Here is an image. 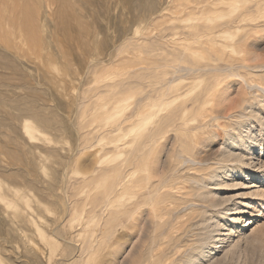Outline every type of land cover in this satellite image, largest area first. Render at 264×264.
Listing matches in <instances>:
<instances>
[{
  "label": "rangeland",
  "instance_id": "374dc122",
  "mask_svg": "<svg viewBox=\"0 0 264 264\" xmlns=\"http://www.w3.org/2000/svg\"><path fill=\"white\" fill-rule=\"evenodd\" d=\"M39 1L40 0H8V1L0 0V39H1L0 45L8 49L9 46L8 47L5 46L4 41L8 36L7 34H9L11 37H13L14 41L17 42L16 44L18 45L20 44L21 46V44L24 42L23 41L24 38L20 36L21 30H19L18 26H13L10 20L17 21V18L18 20L23 18L22 20L25 21L24 23H27L26 24L27 27L29 25L35 28V32L37 34L36 36L38 38L37 49L36 51H34L35 54H33V56L31 57V60L34 63L32 64L34 66L33 67L30 66L31 62H27L24 59H22L24 63H26L27 65L26 69H28L29 66V68L33 70V68L37 65V67L34 68L33 71H31V69L30 70L28 69L29 72L31 71L30 73L33 76L35 74V71L37 74L38 73L37 71L42 69V67L40 66L41 65L40 61L39 62L36 61L39 60L38 57L41 60L42 56L44 55L42 58L43 61L46 58H48V60L46 59L42 63L45 65V66L43 65L44 67L46 68L49 67L48 68L50 70L48 71L50 72L48 73L49 75L45 71L48 69L45 68L41 70L40 72L41 74L38 73V76H36L35 74L33 79L35 82L38 80L37 83L43 81L45 82V80L47 82V83L46 82L42 83L43 85L45 84L44 86L42 84H41L42 86H40V84H36L34 82L36 89H40L39 91L43 96L41 97V99H38V101L36 102H37V106L39 104L41 105L44 102L46 103L45 105L50 108V109L47 108L44 105V103L41 106L40 105L38 106V108L41 107L39 108L41 111L43 110L44 118L50 121L51 123L50 128L51 125L53 124L52 125L53 131H52V129H50L49 127L47 126L44 127L43 125H41L32 115L29 114L27 115V113L22 115V117L24 116L23 118L20 117L21 114H19V116L16 117L17 120L19 121V126L25 120H27L25 122L33 121L36 123L34 125L37 127L35 132L37 135V139L33 142L32 145L34 146V155L38 156V161L41 160L39 161L40 167L43 166L44 168H42L38 172L39 175L37 173L35 178L28 179V177H26L22 173V171L17 170L18 169L17 166L11 168V165L8 162H5L4 165L0 164V169H1L0 199L1 197H3V199H1L2 202H0V210H2L1 212L5 217L4 221L0 220V264H126V262L127 264H151L152 261L154 260L152 254L153 253L157 254L156 251L158 249L161 250V247L163 248V246H164V250L165 251L168 250V251L164 252L162 256H159L161 261L159 260L158 261L159 263L157 264H162V263L165 264L170 259H171L170 260L171 264L172 263L184 264L182 253L178 252L177 249L179 250L186 248V246H182L183 244L191 245L196 243V241H192V239L194 240V238L191 235L189 236L186 235L188 230L187 224L189 223L188 222L189 219H187L188 217L186 215V212L181 211L179 213L174 214V216L177 217L179 216L181 220L174 216L169 218L167 217L168 219L166 218L167 219L166 221H169V225L165 227V230H160L161 232H158L159 229H156L153 226V224H151L149 216H147V214H145L144 212V210H146L145 207L140 206L139 210H137V208L136 209L128 208L126 209V211L124 210V212L128 214L126 213L125 215L122 214L121 217L118 207L116 206L117 196L115 193L116 189L114 187L115 183H110L111 185L108 183L110 180H112L110 182L113 181L115 182V177H116V173L113 168V165H115V158L117 153L116 146H114L116 144L115 143L116 141L113 142L114 139L117 137V134L115 135L116 137L114 136V134L117 133L114 130V128H116V123H114V120H109L106 123L107 121L106 117L110 113H112L114 108L119 104L118 100H121L122 98H127L128 101L131 99V97L133 98L131 99L132 102L131 100L128 102L129 107L127 111L122 115V117H124L123 119H125V117L127 118L129 115L131 116L132 112L134 113V111H136V108H140L142 104H144L143 105L144 107L142 106L143 107L142 110L144 111H141V113L143 114L146 113L145 112V110H147L146 105L156 100L158 94L157 90L161 86L160 81L163 80V78L160 76L161 75L160 73H162L164 70L161 69L163 62L165 61L163 58L164 57L163 54L173 48H176L177 46L176 44H173V41L171 42V38L170 39L168 38L171 35V32L173 33L178 32V36L174 37L175 39L177 38L176 40H178L184 38L185 35L191 36V33L194 32L195 25L197 22H201V23L210 22L211 26H218L221 23H223L227 18L229 19L230 14L228 10L231 7H235L241 4L242 2L243 3L245 2L246 6L244 8L246 11L238 12L236 15H232V16H234L233 20H235V18L237 17L238 22L241 24V26L246 27L245 32H243L242 30L238 31L236 28L237 25L236 23L233 26H231V28L228 29L229 32L228 34L237 35L238 33L239 34L244 33L242 35H247L244 38L245 41V43L243 42L244 45H241L239 49L241 53L238 56L236 55L235 59H240V60L245 59L247 63L250 65H255L257 63L256 61L251 60L255 56H260L262 58L261 60L264 61V0H221L222 2L218 4L220 6L218 10L213 8L214 10L210 9V11L206 10L205 12H201V13L200 10L197 9L196 3L202 0H198V1L174 0L173 3H170L171 5L169 4V9H168L169 11L168 10L164 11V13H162L163 15L158 14L155 16H148L147 19L143 18L141 20L127 19V15L126 13L124 14L123 10L119 11L120 14L118 12V14L121 15V19H120V17L117 14V6L115 3V1L117 2V0H111L112 3L111 1L108 2V0H85V1L41 0L40 2L43 1L42 3H39ZM157 1L158 3H160V5L158 4L159 6L158 8L161 9L162 5H164V2L166 0L165 1L157 0ZM104 2L106 4H104ZM107 2L111 7L108 5ZM83 3L85 6L83 5ZM167 4H165L164 7ZM46 5L48 11L46 10ZM26 8L27 10L24 11V9ZM112 9H114V11H112ZM26 11L27 14H25ZM45 11L47 14L45 13ZM108 11L111 13V15H113V18L111 17ZM21 12L22 14L25 12L24 15H21L20 14ZM112 12H114V14ZM45 14L49 16L46 17ZM115 14H117L118 16L116 20L115 17L117 16ZM17 15H20V17L19 16L17 17ZM27 15H29V18L27 17ZM24 17H27L25 18L26 20L24 19ZM121 20L124 22H122ZM5 21L7 24L3 26L2 23ZM185 21L190 22V24L186 23ZM114 22L115 23L118 22L116 26L114 25L115 24ZM64 24H67L69 27L65 29L63 26ZM110 24L113 25L110 26ZM118 24L120 25V27ZM200 25L201 24H198V26ZM123 29H125V31ZM123 32H125V34ZM188 32H190V34ZM121 34L125 37L123 38ZM89 35L90 38L88 37ZM91 36L94 37L92 38ZM39 37H41V39ZM126 37L127 39H125ZM134 37L137 38L135 39ZM82 38L84 44L82 43ZM93 39L95 40L93 41ZM132 39L134 40L132 41ZM96 40L98 43H96ZM117 40L119 42H117ZM125 40H127V42ZM104 42H106V44ZM22 45L24 46V44ZM114 46L117 49H115ZM94 48H96L97 51ZM250 48H252L255 51V53L253 50L250 51ZM106 49L108 52L106 51ZM110 49L111 50L113 49L115 51L112 50L110 54ZM166 54L167 53H165V55ZM107 56H109L110 58L108 59ZM152 56L153 57L155 56L154 58H158L157 61ZM91 57L95 61L92 60ZM162 58L163 60H160ZM146 61L150 63L151 62L156 63L153 66L158 68H156L152 72L151 70H149L150 72L146 70L147 71L146 72L145 70L142 71L140 68L135 67L136 63L143 62L145 64ZM46 62H51V63L48 64ZM220 64H225V62L222 61L220 62ZM88 66H91L94 69L91 70L92 68ZM86 67H88L89 70ZM131 68L133 70H131ZM84 70L86 71V73L84 72ZM42 71H44V73ZM88 71H90V73ZM239 72H241V74H244L246 70H239ZM87 73L88 75H86ZM138 73L141 75H139ZM147 73H149V75H146ZM152 74L154 75L155 78L159 77L160 80H158L159 78L155 79L154 77H152L153 76ZM130 75L132 77H130ZM45 76H47L48 78L49 77L52 78L50 79L51 80L50 83H49L50 80ZM127 76L128 78L130 77L132 79H128ZM135 76L137 78L136 79L134 78L133 80V77ZM139 76L141 77V79L138 78ZM38 77H40V80L42 79V81H40ZM81 78L83 79L81 80ZM56 79L60 80V82L57 80L59 83H61V81L63 80L62 82L63 83L65 82L64 85L63 83L60 85L59 83L56 84L57 83ZM76 79L81 81L82 83H80ZM124 80L126 81V83L124 82ZM54 81L56 86L52 85L54 84L53 83ZM136 81H139V83ZM236 81L237 79L233 77L230 78L228 81L230 85L235 86V89H232L231 91L233 97L232 100L230 102H227V104H223L219 106L218 108L223 109L225 106L228 107L229 105L230 106L233 105L232 107L235 111L234 107H236V105L234 101L239 98L237 96L240 94L239 92L241 91L237 89L239 85ZM142 82L146 86H144ZM10 83H14L13 85L17 87L21 85L19 79H11ZM74 83H77L78 85L77 84L75 85ZM46 84L47 86L51 85L53 89H56L57 86H60L57 88L62 87L61 88L62 90L59 89L57 94L56 93L53 94V92H56L57 89L56 90L52 89L53 91L51 93L52 87L49 86L50 89H48ZM127 84L130 85L127 86ZM38 85L40 86V88ZM131 85L133 86L130 87ZM17 87L14 88V90L20 92L16 93V91H13L10 94L12 97L9 96L10 100L16 99L15 96L16 97L18 96L17 99L21 97V95L24 96L23 93L26 94L27 91L26 89H24V87H20V89ZM41 87H43L44 89L42 90ZM72 88L73 90H71ZM45 89L47 90L45 91ZM74 89L75 90L77 89L76 91L78 93ZM59 91L61 92V94L64 93L62 95H64V97L66 96V99L63 98L62 95L61 96L58 95L60 94ZM49 96L50 98H48ZM53 96L59 99L56 98L57 99L56 100L53 98ZM117 96L119 97L117 98ZM246 97L248 98L249 104H252L254 102V99L252 98L251 94L246 95ZM52 98L56 102L53 100V103H51ZM39 100H41L42 103L39 102ZM114 101H116V103ZM107 103L110 104L111 108L110 106H108L109 104L105 105ZM54 105L57 107L56 109L59 108V110L56 111V109H54L55 107ZM105 106L109 108H105ZM13 108L10 107V111L12 110L11 111L12 113L11 112L10 113L13 114V116H17L16 113H14L17 111V109L15 108L13 109ZM107 109L111 112L108 113ZM50 110H52L53 112L52 111L50 112ZM55 111L58 116L54 113ZM58 111L59 112L61 111L62 115H60L61 113L59 114ZM234 111L229 110L227 113L230 114L233 113ZM73 112H75L76 115H73ZM18 113L20 112L18 111ZM194 115L195 112L193 113V115H191V117H194ZM71 116L72 117L74 116L77 121L73 119L74 117L71 118ZM55 118H57L56 120L58 122L54 120ZM69 120L71 122L74 121L76 124L74 122L71 123ZM14 121H12V125L14 123L13 127H19L17 126L18 123H15L16 121L15 122ZM232 121L233 119L231 120L223 119L221 120V123L222 125H225L224 127L226 129V127L228 128L229 126L232 125ZM60 122L61 125H59ZM102 125L103 128H101ZM67 126H71L68 127L71 128V130L70 129L67 130L66 129ZM78 128H79V132L77 131ZM94 129L95 131H97L96 132L97 134L93 133L95 132ZM223 129L224 128L211 129V132L216 133L218 131L223 133L224 132ZM90 132H92L93 135H91L92 133ZM126 133L127 132H125V134ZM170 133L174 135V133L172 132ZM120 134L124 135V133H120ZM255 135L259 137V139H261L262 141L261 147L264 150V134L259 136L257 132H253L254 137ZM100 136L102 137V139ZM119 136L120 135L118 134V138ZM115 140H117V138ZM24 145L26 146L27 144H23V147H25ZM101 147L103 150L101 149ZM261 147H259L260 149L258 148L256 154L258 155L260 154V152L262 151ZM25 148L28 149V146ZM158 153H157L158 162L162 161V159L167 158L166 156H164V152H160L159 154ZM39 156L41 158H39ZM175 158L176 157L174 158L172 157L173 160ZM99 159L102 161L100 162ZM113 160L114 162H112ZM102 162L103 164H101ZM111 165L112 168H110ZM57 172L58 173L60 172L59 176L60 174H62L61 172H63L65 174V177L59 178V181H55L54 180L56 179L55 176L58 175ZM113 172H114V176H113ZM259 172L260 173L262 172V174H264V169L260 170ZM39 179L42 180V182ZM52 181L57 183L54 185V189L56 190L53 189L52 191H50L49 189H47L46 186ZM62 181H64V183ZM232 181L234 182V184L236 183L235 181H237L238 183L243 182L242 184L245 185L227 190L223 193V196L226 197L230 196L233 198V201L231 202L232 204L230 203L231 207H233L236 204L238 206H242V203H246L247 206L243 208V213H241L240 215V217L243 220L242 223H240V225L235 226V223L232 220L233 218L220 220L221 225L223 224L225 227L224 226L221 227L220 231L217 232L216 234H218L219 237L217 239L221 241L218 244V246L222 248H218L217 251H214V253L217 252L216 255L221 256L222 255L221 251L224 248L228 249V251L229 250L232 251L233 253L229 254L228 256V264H238V263L263 264L264 262L262 261H264V202L262 205L258 201H264V199L252 197L251 195L250 196H244V195L247 193V191H252L257 189L264 193V185L261 183L260 179L257 180L250 179L247 181H243V179L238 177L233 179ZM58 182L60 183V186L58 185L59 184ZM252 182L255 186L251 185ZM250 186H253L251 187V190H250ZM55 192L57 193V195ZM5 198L9 203L4 201L6 200ZM3 202H6L7 205H4ZM249 203L250 205H248ZM107 204H108V208H107ZM113 204L115 205L112 206ZM133 210L138 211L136 212V216H135L136 226H133L132 218L130 217ZM22 214L23 217L25 216V218L22 217ZM129 217L131 219H129ZM182 224L184 225V227L186 226L187 230L186 228L183 227ZM174 228L177 232L174 230ZM181 229L184 230V232ZM230 229L234 232H232ZM178 230L180 231L178 232ZM148 234L151 236H149ZM238 235H240V238ZM155 236L157 238H155ZM244 237L246 238L244 239ZM247 238H251L250 239L251 241L250 240L248 241ZM146 240H148V243ZM168 243H171L172 245L171 244L168 245ZM180 243H182V245ZM153 244L155 245L159 244V245H157L158 246L157 247ZM160 244L162 245L164 244V245L160 246ZM231 244L232 245L237 244V245L234 248L230 249ZM176 245L181 247H176ZM141 246L144 247H142L141 249ZM172 246L174 247L172 248ZM147 251L149 252L147 253ZM147 254L151 256L147 257ZM167 255H169V257ZM163 259L164 262L166 261L165 263L163 262ZM166 264H170V263L167 262Z\"/></svg>",
  "mask_w": 264,
  "mask_h": 264
},
{
  "label": "bare ground",
  "instance_id": "6f19581e",
  "mask_svg": "<svg viewBox=\"0 0 264 264\" xmlns=\"http://www.w3.org/2000/svg\"><path fill=\"white\" fill-rule=\"evenodd\" d=\"M40 1H39V3L43 2V1L42 2H40ZM80 1H85V0H80ZM109 1H111V0H108V2ZM173 2H174V0H166L164 2V5L167 3L168 4L165 7H164V5H162L161 9H159L158 4L160 5V3H158L157 0H117V2L115 1L116 6H117V14L119 11L123 10L124 14L126 13V15H127V19H138V20H141L143 18L147 19L148 16H155V15H158V14L160 15V14L164 13V11H167L169 9V4L173 3ZM193 2H195V1H193ZM221 2H222L221 0H202L200 2L198 1L196 3V6H197V9L200 10V13H201V12H205L206 10L210 11V9H213V8L218 10L220 7L218 4H220ZM84 3H83V5H84ZM111 3H112V1H111ZM104 4H106V3L104 2ZM108 5H109V3H108ZM113 6H114V4H113ZM198 6H199V8H198ZM245 6H246L245 2L244 3L242 2L241 4H239L235 7H231L228 10V12L230 14L229 19L227 18L223 23H221L218 26H211L210 22H205V23L197 22L196 25L194 24L195 29H194V32L191 31V32H193V33H191V36L185 35L184 38L176 40L177 38L175 39L174 37L178 36V32L177 33L171 32V35L169 37L167 35V37L169 39L171 38V42L173 41V44H176L177 46H176V48H173V49L169 50L168 52H165V53H167L166 55L164 52H163L164 54L162 53L164 55L163 58L165 61L162 64L161 69H164V70L162 73H160L161 74L160 76L163 78V80L161 79L162 81H160L161 86L157 90L158 94H157L156 100L147 104V105L145 104L147 107V110H145L146 113H144V114L141 113V111H144V110H142V108L144 107L143 106L144 104L141 103L143 107L141 106L140 108H136V111H134V113L132 112L131 116L129 115L127 118L125 117V119H123L124 117H122V115L127 111L128 107H129L128 102L133 98L131 97V99L129 101L127 98H122V99L119 98V99H121V100L117 99L119 104L114 108L112 113H110L106 117L107 121L105 120L106 123L109 120H114V123H116V128H114V130L117 133H115L114 136L117 134V137L115 136L117 138V140H115L116 138L115 139L113 138L114 141L112 140L113 142L116 141L115 142L116 144L114 146H116V149H117L116 158H115V165H113V168H114L115 173H116V177H115V182L114 181L110 182V181H112V180H110L108 183L109 184L115 183L114 187L116 190L115 189L114 190H115V193L117 196L116 206L118 207V210H119L121 217H122V214L125 215L126 212H124V210L126 211V209H128V208H130V209L131 208H134V209L137 208V210H139L140 206L145 207L146 210H144V212H145V214H147V216H149L151 224H153V226L156 229H159L158 232H161L160 230H165V227L169 225V221H166L169 217H173L174 214L179 213L181 211L186 212V215L188 217L187 219H189L188 220L189 223L187 224L188 230H187L186 226L184 227V225L183 224L182 225L187 230L186 235H188V236L191 235L194 238V240L192 239V241H196V243L191 244V245L190 244H183L182 245V243H180L182 246H186V248L179 249V250L177 249L178 252L182 253V258L184 259L183 260L184 264H228V256H229V254L233 253L232 251H230V250L228 251V249L224 248L221 251L222 252L221 256L216 255L217 252L214 253V251H217L218 248H222V247L218 246V244L221 241H219L217 239L219 237H218V234H216L217 232L220 231V228L224 226L223 224L221 225L220 220H222V219L226 220L229 218H231V219L233 218L232 220L235 223V226L240 225V223H242V221H243L242 218L240 217V215H241V213H243V208L246 207L247 204L242 203V206H238L236 204V205H234L235 207L234 206L231 207L230 203L233 201V198L230 196L229 197L223 196V193L227 190L234 189L236 187L245 185V184H242L243 182L238 183L237 181H235L236 183L234 184V182L232 180L235 178H238V177L243 179V181H247L250 179L251 180L260 179L261 183L264 185V174H262V172L261 173L259 172L260 170L264 169V159H263L264 150L261 147L262 141L256 135H255L256 138L253 136V132H257L259 136L264 134V61L261 60L262 58L260 56H255L251 60L256 61L257 63L255 65H250L247 63V61L245 59H242V60L235 59V56L236 55L238 56L241 53V51L239 49H240L241 45H244L243 44V42L245 43L244 38L247 35H242L244 33H242V34L238 33L237 35L228 34L229 33L228 29L231 28V26H233L235 23L237 24L236 28L238 31L242 30L243 32H245L246 27L241 26V24L238 22L237 17L235 18V20H233L234 16H232V15H236L238 12L246 11L244 8ZM21 8H24V7H21ZM44 8H45V6H44ZM30 9H31V7H30ZM47 9L48 8L46 5V10ZM114 9H112V11H114ZM25 10H27V8L24 9V11ZM15 12H17V11H15ZM24 13L22 14V12H21L20 14L24 15ZM45 13H46V11H45ZM112 13L114 14V12H112ZM25 14H27V11ZM117 14H115V15L117 16ZM119 14H120V12H119ZM119 14H118V16L121 19V15H119ZM110 15H111V13H110ZM18 16L20 17V15H17V17ZM48 16L46 15V17H48ZM118 16L115 17V20H116V18H118ZM27 17L29 18V15H27ZM27 17H24V19ZM111 17L113 18V15H111ZM108 18H109V15H108ZM162 18H163V16H162ZM22 19H20V20L23 23L20 20H18V18H17V21H11L10 20V22L12 23L13 26H18L19 30H21L20 36L24 38V39L22 38L24 41L22 44H24V46L22 44H21V46H20V44L19 45L16 44L17 42L14 41L13 37H11L9 34H7L8 36H7L6 40L4 39L5 40L4 41L5 46H7V47L9 46L8 49L6 47H3L0 45V70H1L0 71V164L4 165L5 162H8V163H10L11 168L14 166H17L18 171H22V173L26 177H28V179H31V178H35L37 173L42 168H44L43 166L40 167L39 161H41V160L38 161V156L34 155V146L32 145L33 142L37 139V135L35 133L37 127L34 125L36 123L33 121H30V120H29L30 122H25L27 120L23 121V123H21L19 126V121L17 120L16 117H18L19 114H21L20 117H22L23 114L27 113V115L29 114V115H32L33 117H35L36 120L41 125H43L44 127L47 126L50 128L51 123L49 120H46L44 118L43 110L41 111L39 109L41 107L38 108V106L40 104L37 106V102H36V101H38V99H41V97H43L39 91L40 89H36V87L34 85L35 81L33 78H34V75L36 74V71H35V74L33 76L30 73L31 71L34 70V68L37 67V65L35 64L36 66L33 68V70L31 68H29V66H28V69L29 70L31 69V71L29 72V70L26 69V67H27L26 63H24V61L22 60V59H24L27 62H31L30 66L33 67L34 63L31 60V57L33 56V54H35L34 51H36L37 46H38V38L36 36L37 34L35 32V28L31 27L29 25L27 27V25H26L27 23H24L25 21H23ZM46 19H48V18H46ZM29 21H30V19H29ZM108 21H110V20H108ZM189 21H190V19H189ZM122 22H124V21H122ZM117 23H115L114 25L116 26ZM186 23L190 24V22H186ZM186 23H184V24H186ZM6 24H7L6 21L2 23L3 26ZM124 24H126V23H124ZM198 24H201V25L198 26ZM31 25H32V23H31ZM112 25L110 24V26H112ZM63 26L65 29H67L69 27L67 24H64ZM123 26H125V25H123ZM119 27H120V25H119ZM186 28H188V27H186ZM130 29H132V28H130ZM111 30H112V28H111ZM123 30L125 31V29H123ZM87 31H88V29H87ZM45 33H47V32H45ZM113 33H114V31H113ZM117 33H119V32H117ZM123 33L125 34V32H123ZM188 33L190 34V32H188ZM90 35L88 36L89 38H90ZM118 35H120V34H118ZM179 35H180V33H179ZM133 36H134V34H133ZM249 36H250V34H249ZM91 37L93 38L94 36H91ZM116 37H117V35H116ZM124 37L125 36H123V38ZM9 38H11V39H9ZM15 38H17V37H15ZM39 38L41 39V37H39ZM250 38H251V36H250ZM250 38H248V39H250ZM121 39H122V37H121ZM125 39H127V37ZM94 40L95 39H93V41ZM133 40L134 39H132V41ZM93 41H92V43H93ZM125 41L127 42V40H125ZM117 42H119V41L117 40ZM120 42H121V40H120ZM82 43H83V38H82ZM96 43H98L97 40H96ZM104 43L106 44V42H104ZM246 43H247V40H246ZM116 45H118V44H116ZM252 46H253V44H252ZM23 47H25V48H23ZM250 47H251V45H250ZM110 48H111V45H110ZM248 48H249V45H248ZM94 49H96V48H94ZM115 49H117V48L115 47ZM112 50L110 49V54H111ZM251 50H253V49L250 48V51ZM96 51H97V49H96ZM106 51H107V49H106ZM113 51H115V50H113ZM243 53H245V52H243ZM254 53H255V51H254ZM90 54H91V52H90ZM49 55H50V53H49ZM43 56H42V58H43ZM49 57H51V56H49ZM86 57H87V55H86ZM105 57H106V55H105ZM107 57H108V59L110 58L109 56H107ZM161 57H162V55H161ZM42 58L40 60V58L38 57L39 60H36V61L37 62L40 61V63H41L40 66L42 67V69H45L46 67H44L45 65L42 62H44L46 59L48 60V58H46L44 61ZM163 58L160 60H163ZM240 58H241V56H240ZM88 59H89V57H88ZM91 59L94 60L92 57H91ZM108 59H106V60H108ZM154 59H156V61H157L158 58H154ZM222 61H224L225 64H220V62H222ZM102 62H103V60H102ZM46 63L49 64L51 62H46ZM154 64H156V63H153V62L150 63V62L146 61V63L144 64L143 62H138V63H136L135 67L140 68L142 71L148 70V72H150L149 70H151V72H152L153 70L158 68V67L153 66ZM86 66H87V63H86ZM51 67H50V69H51ZM88 67H91V66H88ZM88 67H86V68L88 69ZM48 68H46V69H48ZM87 69H85V70H87ZM93 69L94 68H92L91 70H93ZM36 70H38V69H36ZM41 70H38L37 72L40 73ZM85 70H84V72L86 73ZM131 70H133V69L131 68ZM239 70H246V72L244 74H241V72H239ZM45 71L47 74L50 73V72H48V71H50L49 69L45 70ZM90 71H88V72L90 73ZM42 72L44 73V71H42ZM126 72H127V70H126ZM38 73L36 74V76H38ZM134 74H135V71H134ZM138 74H136V75H138ZM144 74H143V76H144ZM155 74H156V72H155ZM42 75H40V76H42ZM86 75H88V73ZM139 75H141V74H139ZM146 75H149V73H147ZM128 76H127V78H128ZM143 76H142V78H143ZM43 77H41V78H43ZM45 77L48 78L47 76H45ZM50 77H51V75H50ZM50 77L48 78L49 80L52 79ZM130 77H132V76L130 75ZM130 77L128 79H132ZM152 77H154V75ZM232 77L237 79L236 82L239 85L237 89L239 91L241 90L239 92L240 94L237 96L239 98L234 101L235 105H236V107H234L235 111L232 107L233 105H231V106L229 105L228 107L225 106L223 109H220V108H218L219 106H221L223 104H227V102H230L233 98L231 91H232V89H235V86L230 85V83L228 82L229 79ZM38 78L40 80V77H38ZM134 78L136 79L137 77L136 76L133 77V80H134ZM138 78L141 79L140 76ZM157 78H159V77H156L155 79H157ZM11 79H19L21 82V85H19V87L13 85L14 83H10ZM35 79H37V78H35ZM58 79H56V81ZM82 79L83 78H81V80ZM158 80H160V78ZM37 81L35 82L36 84H40V86L43 85L42 83L44 81L40 82V83H37ZM40 81H42V79ZM58 81L60 82V80H58ZM58 81L56 84L59 83ZM62 81H61V83H59V85L63 83ZM77 81H79V80H77ZM77 81H74V82H77ZM45 82H46V80H45ZM50 82H51V80L49 81V83ZM79 82L82 83L81 81H79ZM124 82L126 83L125 80H124ZM136 82L139 83V81H136ZM53 83L54 84H52V85L56 86L55 81ZM64 83H63V85H64ZM144 83H146V82H144ZM154 83H156V82H154ZM74 84L76 85L77 83H74ZM142 84H143V82H142ZM128 85H130V84H127V86ZM135 85H136V83H135ZM40 86H39V88H40ZM46 86H47V84H46ZM49 86H51V85L47 86L48 89H50ZM123 86H125V85H123ZM132 86L133 85H131L130 87H132ZM144 86H146V85H144ZM16 87L19 89H20V87H24V89H26L27 92H26V94L23 93L24 96L21 95V97H19L18 99H17L18 96L16 97L15 96L16 94L14 93L15 95H13V96H15V98L17 100L13 99V98H11L13 100H10L9 96H11L10 94L13 91H16V93L20 92V91L14 90V88H16ZM57 87H60V86H57ZM57 87H56L57 91L53 92V94L54 93L57 94L59 89L62 90L61 89L62 87L61 88H57ZM150 87H152V86H150ZM41 88H42V90L44 89L43 87H41ZM70 88H71V85H70ZM52 89H53V87L51 88V93L53 90H56V89H53V90ZM142 89H143V87H142ZM150 89H152V88H150ZM46 90L47 89H45V91ZM71 90H73V88ZM129 90H131V89H129ZM45 91H44V93H45ZM59 93L60 94H58V95H60V96L62 94H64V93L61 94L60 91H59ZM48 94H49V92H48ZM248 94H251L252 98L254 99V102L252 104H249V102H248V98L246 97V95H248ZM77 95H79V94H77ZM62 97L66 99V96L64 97V95H62ZM118 97L119 96H117V98ZM120 97H123V96H120ZM48 98H50V96ZM53 98L56 99L57 97L53 96ZM53 98H52L51 103H53V100H54ZM57 99H59V98H57ZM77 100H79V99H77ZM39 102L42 103L41 100H39ZM114 102L116 103V101H114ZM131 102H132V100H131ZM133 102H135V101H133ZM110 103H112V102H110ZM45 104L46 103H44V105ZM108 104L109 103H107L105 105H108ZM108 106H110V104ZM10 107L11 108L14 107L15 109H17V111L15 110L16 112L13 111L14 113H16L17 116H13V114H11L12 110L10 111ZM46 107L49 108L48 106H46ZM56 108L57 107L55 106L54 109H56ZM105 108H109V107L105 106ZM110 108H111V106H110ZM44 110H46V109H44ZM57 110H59V108L56 109V111ZM229 110H233L234 112L229 114V113H227ZM18 111L20 113H18ZM51 111L52 110H50V112ZM56 111L54 112L55 114H56ZM107 112L109 113L111 111H109L107 109ZM192 112L193 113L195 112L194 117H191V115H193ZM60 113H61V111L59 112V114ZM74 113L75 112H73V115H76V113L75 114ZM60 115H62V113ZM54 116H53V118H54ZM73 117L71 116V118H73ZM56 119L57 118H55L54 120H56ZM73 119H75V117ZM223 119H229V120L233 119L232 125L229 126L228 128L226 127V129H225V127H224L225 125H222V123H221V120H223ZM12 121H14L15 123H18L17 126H19V127H13L14 123L12 125ZM75 121H77V120L75 119ZM66 122H68V121H66ZM73 122H71V123H73ZM52 125H51L50 129L53 128ZM59 125H61V122ZM103 125L101 128H103ZM15 126H16V124H15ZM68 127H71V126L66 127L67 130H69V129L71 130V128H68ZM221 128H224L223 133L218 132V131L216 133L211 132V129H221ZM95 129H94V131H95ZM59 130H60V128H59ZM52 131H53V129H52ZM77 131L79 132V128ZM61 132H62V130H61ZM65 132H67V131H65ZM92 132H90V133H92ZM96 132L97 131H95L93 133H96ZM125 132H127V133L125 134ZM170 132L174 133V135H172ZM93 133L91 135H93ZM120 133H124V135L120 134ZM118 134L120 135L119 138H118ZM101 139H102V137H101ZM99 141H101V140H99ZM168 141H169V143H168ZM84 143H85V141H84ZM97 143H100V142H97ZM23 144H27L26 146L25 145L24 146L25 147L28 146V149L23 147ZM259 147H261L262 151L258 155L256 153H257ZM101 149H102V147H101ZM158 151H159V153L164 152V156H166L167 158L162 159V161L158 162L157 161ZM98 152H99V150H98ZM172 157L173 158L176 157V158L173 160ZM39 158H41V157L39 156ZM101 161L102 160H100V162ZM103 162L101 164H103ZM112 162H114V160ZM98 163H99V161H98ZM105 164H106V162H105ZM110 168H112V165ZM255 170H257V171H255ZM7 172H9V171H7ZM59 173L57 172L58 175L55 176V178H56V179H54L55 181H59V178L65 177V174L63 172H61L62 174H60V176H59ZM255 173H257V174H255ZM38 175H39V173H38ZM113 176H114V172H113ZM63 179H65V178H63ZM40 181L42 182V180H40ZM53 181L51 183L47 184V186H46L47 189H49L50 191H52L54 189V185L57 184L56 182H53ZM62 182L64 183V181H62ZM36 184H37V182H36ZM58 185L60 186V183ZM251 185H254L253 182L251 183ZM246 186H248V185H246ZM251 187H253V186H250V190H251ZM54 190H56V189H54ZM257 190L247 191V193L244 196H250L251 195L252 197L264 199V198H262V197H264V193L260 190H258V191ZM24 195H25V193H24ZM53 195H55V194H53ZM56 195H57V193H56ZM242 196H243V194H242ZM1 199H3V197H1ZM1 199H0V202H2ZM21 199H22V197H21ZM4 201L7 202V199ZM6 202H3L4 205H7V203H9V202H7V203ZM258 202L263 205L264 201H258ZM107 203H108V201H107ZM114 205L115 204H113L112 206H114ZM248 205H250V203ZM110 206H111V204H110ZM18 207H19V205H18ZM107 208H108V204H107ZM137 210H135V211L133 210V212L130 215V217L132 218L133 226H136L135 216H136V212H138ZM1 211L2 210H0V220L4 221L5 217ZM126 214H128V213H126ZM22 217H23V214H22ZM130 217H129V219H131ZM174 217H177V216H174ZM23 218H25V216ZM177 218H179V216ZM143 219H144V217H143ZM177 222H178V219H177ZM178 225H179V223H178ZM179 228H180V226H179ZM32 230H33V228H32ZM174 230H175V228H174ZM179 231L180 230H178V232ZM182 231L184 232V230H182ZM153 232H152V234H153ZM232 232H234V231H232ZM166 233H167V231H166ZM149 236H151V235H149ZM238 236L240 238V235H238ZM229 237H231V236H229ZM155 238H157V237L155 236ZM245 238L246 237H244V239ZM250 239L251 238H247L248 241ZM146 241L148 243V240H146ZM152 241H154V240H152ZM181 241H182V239H181ZM176 242H178V241H176ZM174 243H173V245H174ZM188 243H189V241H188ZM235 243H237V242H235ZM149 244H150V242H149ZM170 244L171 243H168V245H170ZM153 245H155V244H153ZM157 245H159V244H157ZM157 245H155V246H157ZM161 245L162 244H160V246ZM168 245H167V247H168ZM236 245L231 244L230 249L234 248ZM142 247H144V246H141V249H142ZM173 247L174 246H172V248ZM176 247H181V246L176 245ZM151 250H152V248H151ZM166 251H168V250H166ZM166 251L164 250V246H163V248L161 247V250L158 249L156 251L157 254L153 253L155 256L152 254V256L154 257V260L152 259L153 261L151 264L159 263L158 262L160 260L159 256H162V254H164V252H166ZM148 252L149 251H147V253ZM148 256H151V255L147 254V257ZM167 256L169 257V255H167ZM140 258H141V256H140ZM165 259H167V258H165ZM170 260L167 262L171 264ZM140 261H141V259H140ZM145 261H146V259H145ZM149 262H150V260H149ZM163 262H164V259H163ZM262 262H264V261H262ZM126 264H127V262H126Z\"/></svg>",
  "mask_w": 264,
  "mask_h": 264
}]
</instances>
